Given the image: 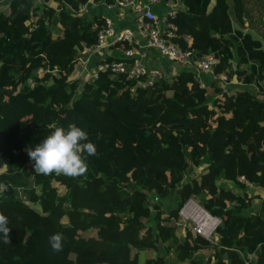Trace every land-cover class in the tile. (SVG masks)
<instances>
[{
    "label": "trees",
    "instance_id": "1",
    "mask_svg": "<svg viewBox=\"0 0 264 264\" xmlns=\"http://www.w3.org/2000/svg\"><path fill=\"white\" fill-rule=\"evenodd\" d=\"M113 1L0 0V212L12 228L0 264H264V197L248 184L264 188V26L262 38L245 30V0H179L175 40L218 58L212 97L187 66L147 87L108 70L81 80L105 14L80 7ZM72 123L97 148L87 173L37 174L27 149ZM176 196L168 209L158 200ZM193 196L221 220L217 240L179 233Z\"/></svg>",
    "mask_w": 264,
    "mask_h": 264
},
{
    "label": "built area",
    "instance_id": "2",
    "mask_svg": "<svg viewBox=\"0 0 264 264\" xmlns=\"http://www.w3.org/2000/svg\"><path fill=\"white\" fill-rule=\"evenodd\" d=\"M103 3L108 11L117 13L130 11L134 25L118 28L115 18L105 15V22L99 30L96 44L85 46L81 51L79 61L81 69L77 73L79 79L96 80L100 72L108 70L112 75H126L127 78L136 80L141 87H147L153 86L163 77L175 75L180 66L192 68L199 79L203 73L216 77L215 66L218 58L214 53L195 58L192 49L183 48L175 40L179 28L176 19L181 9L175 0H114ZM88 4H82L80 11L85 10ZM119 41H126L130 45L126 48L114 47ZM151 51L157 52L164 60L178 64L172 75H168L160 66L150 62ZM110 56L114 58L101 62L93 61L95 58L107 59ZM83 75L85 77L88 75V78L82 79ZM226 82L230 81L227 80V76H223V85ZM241 179L246 181L244 176ZM190 199L181 210L189 205ZM195 205L200 206L196 202ZM207 212L212 217H216ZM207 227V223L203 222L199 230L195 231L202 233L201 235L211 236L212 232H208Z\"/></svg>",
    "mask_w": 264,
    "mask_h": 264
},
{
    "label": "clouds",
    "instance_id": "3",
    "mask_svg": "<svg viewBox=\"0 0 264 264\" xmlns=\"http://www.w3.org/2000/svg\"><path fill=\"white\" fill-rule=\"evenodd\" d=\"M53 131L34 148L29 147L27 154L33 167L40 175H64L66 177H80L87 173L88 156L97 155L96 145L89 141L87 132L76 124H69L66 128L50 124ZM7 190V186L0 183V192ZM9 217L0 212V241L10 244ZM65 237L57 232L49 237V244L53 252L63 250Z\"/></svg>",
    "mask_w": 264,
    "mask_h": 264
},
{
    "label": "rangeland",
    "instance_id": "4",
    "mask_svg": "<svg viewBox=\"0 0 264 264\" xmlns=\"http://www.w3.org/2000/svg\"><path fill=\"white\" fill-rule=\"evenodd\" d=\"M246 1V5L249 9V21L251 22V25L248 26V30H250L251 32H253V34L256 36V37H259V38H262V34L260 32L261 28L264 26V0H245ZM179 0H175V3L178 4ZM95 3V2H93ZM90 3L88 4V6L86 7L85 10H83L82 12L83 13H87L89 15H94V14H104L106 13V8L104 7V5H102V3ZM182 4V3H181ZM98 6V7H96ZM184 7V6H183ZM233 12V10H232ZM233 16L235 17L234 15V12H233ZM237 22H239L238 20H236ZM240 24V22H239ZM242 25V24H241ZM263 29V28H262ZM167 60V59H166ZM167 62H170V61H167ZM85 78H88V75L85 77L84 75L82 76V79H85ZM225 86V85H224ZM245 87V86H243ZM209 94L212 95L214 94L213 93V89L211 88L209 90ZM1 160L3 162V159L0 158V170L3 168V166L1 165ZM4 163V162H3ZM5 166V164H4ZM207 169V166L206 164H201L200 167H198L195 171V173L193 174H190L186 177V180H190L191 178H193L196 174H199V173H202V172H205ZM227 185L228 186H231L232 188H234V186L232 185L231 182H227ZM250 188L252 190H255L256 193H259L260 196H263L264 197V188H261V187H255L253 185H249ZM178 196H176L175 198H172L170 201L164 199V198H159L158 200L161 202V204L164 206V208L168 209V207L170 205H176V202L178 200ZM190 203L189 205H187L186 207H184V209L180 210V220L178 218V221L175 223L177 226H179L178 228V231L179 233L181 234L182 237H184L187 233V227L190 226L191 228H193L192 230H199V227L201 226V224L203 222H206L207 225L209 226V229H213V228H210L211 225H212V218L216 219L218 221V224L220 223V219L219 218H216V217H211L205 209H203L202 205L200 204L199 202V199L195 196H193L191 199H190ZM258 201L257 198L254 199V202L256 203ZM195 202L200 205L199 207L202 208L209 216L211 219H206V218H203L196 205H195ZM192 204V205H191ZM192 210V211H191ZM190 217V218H189ZM180 224V225H179ZM215 226L214 230L212 231V234L211 236H204L211 239V240H217L218 239V236H216L215 234V229L217 227V225ZM208 229V230H209ZM202 234V233H201ZM162 253L164 254V256L168 259V260H172L173 259V254L170 253V254H167V253H164L162 251ZM173 262H175L174 260H172ZM188 262L187 261H184L183 264H186Z\"/></svg>",
    "mask_w": 264,
    "mask_h": 264
},
{
    "label": "crops",
    "instance_id": "5",
    "mask_svg": "<svg viewBox=\"0 0 264 264\" xmlns=\"http://www.w3.org/2000/svg\"><path fill=\"white\" fill-rule=\"evenodd\" d=\"M216 0H212V3H211V6L214 5ZM93 3V2H91ZM95 4V3H93ZM104 4V3H103ZM102 4V5H103ZM178 7L180 8H183V4H181V2L179 1L178 2ZM98 7V6H96ZM105 15H111L115 18L116 20V23H117V27L118 28H122V27H125V26H133L134 25V21H133V18H132V13L130 11H122L120 13H117L115 11H106V13H104ZM235 19V18H234ZM235 23L241 27V23L239 24V22L236 21L235 19ZM251 25V22L246 20L245 21V25H244V28L245 30L248 29V26ZM151 59H150V62L153 63V64H156L158 66H160L165 73H167L168 75H172L173 71L175 70V68L177 67L178 64H175L174 62L170 61V62H167L168 60H164L162 59V57L155 51H151ZM97 58L93 59L96 60ZM93 64V63H92ZM213 79V76L210 75L209 73H203L201 76H200V81L207 87L211 88V81ZM223 83L221 82V85ZM225 87L227 88H237V87H243L244 85L242 84H239L237 82H226L225 84Z\"/></svg>",
    "mask_w": 264,
    "mask_h": 264
},
{
    "label": "bare ground",
    "instance_id": "6",
    "mask_svg": "<svg viewBox=\"0 0 264 264\" xmlns=\"http://www.w3.org/2000/svg\"><path fill=\"white\" fill-rule=\"evenodd\" d=\"M197 206V205H196ZM198 208V211H199V213H200V215L203 217V218H206L207 220L208 219H211L210 218V216L202 209V208H200L199 206H197ZM187 208V207H186ZM192 211V210H191ZM212 217V216H211ZM190 218V217H189ZM216 224H218V221L214 218H212V225H211V227L210 228H213V229H209V226L207 227V231L208 232H212L213 230H214V228H215V226H216ZM209 229V230H208Z\"/></svg>",
    "mask_w": 264,
    "mask_h": 264
}]
</instances>
